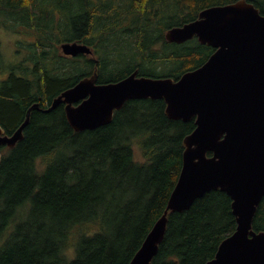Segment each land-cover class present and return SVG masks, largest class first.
I'll return each instance as SVG.
<instances>
[{"label": "trees", "instance_id": "1", "mask_svg": "<svg viewBox=\"0 0 264 264\" xmlns=\"http://www.w3.org/2000/svg\"><path fill=\"white\" fill-rule=\"evenodd\" d=\"M235 1L0 0V25L32 37L20 44L28 51L19 67L11 65L0 79V125L14 133L38 103L24 138L1 147L0 264H129L167 207L184 138L196 128L195 117L170 118L164 99L129 100L111 123L82 131L70 125L64 104L47 110L95 66L62 53L63 42L78 40L70 27L76 11L94 21L92 38L83 41L102 59L123 46L132 64H142L140 76L177 80L202 66L214 48L197 37L170 42L166 31L208 6ZM248 1L264 14V0ZM17 68L34 73L17 77ZM134 68L122 75L99 66L98 82H117ZM232 202L227 192L211 190L189 209L169 214L152 264L213 259L237 227ZM253 229L264 231V198Z\"/></svg>", "mask_w": 264, "mask_h": 264}, {"label": "water", "instance_id": "2", "mask_svg": "<svg viewBox=\"0 0 264 264\" xmlns=\"http://www.w3.org/2000/svg\"><path fill=\"white\" fill-rule=\"evenodd\" d=\"M194 36L215 51L179 80L137 76L135 71L101 84L96 73L60 93L47 110L65 103L66 118L76 131L109 124L114 111L134 99L163 98L170 118L196 117L195 130L184 138L182 170L167 207L129 264H152L169 214L189 209L215 189L231 196L237 227L206 264H264V231L253 229L264 198V14L247 0L215 4L166 32L167 40L179 43ZM62 49L69 55L90 52L78 42H65ZM37 106L28 109L13 134H4L0 125V147H14L24 138Z\"/></svg>", "mask_w": 264, "mask_h": 264}, {"label": "flooded vegetation", "instance_id": "3", "mask_svg": "<svg viewBox=\"0 0 264 264\" xmlns=\"http://www.w3.org/2000/svg\"><path fill=\"white\" fill-rule=\"evenodd\" d=\"M76 12H78L79 17L76 21L71 23L70 27H74L76 29V34L78 36V40H76V42L88 46L90 48V52H82V53H79L77 56H71V55H66L63 52L62 53L66 56L77 57V59H81V61H83L82 60L83 58H85L89 61L93 60L95 62V66L93 67L94 69H92V73L90 74L88 72H84V73L88 74L87 76L92 75L94 73L93 71L95 69H97L99 66L101 67V69L103 71L108 70L109 72H116L117 74H122V75L126 74L127 71L129 69H131V67H136L127 76L131 75L136 70H138V72H139L138 76H140V67L142 66V64L139 65V63H137V66L132 64L131 59L124 55L125 48L123 46L120 47L118 50H115L114 53L108 58V60H105V59L101 58L103 56L100 55L98 49L95 48V45L83 41V38H92V33L94 30V27H93L94 21L91 19V17L89 16V14L87 12L83 11V9L81 11H76ZM89 23H90V25H89ZM176 26H180V25H176ZM173 27H175V26H173ZM165 36H166V34H165ZM195 37H197V36H195ZM193 38H191V39H193ZM191 39H188V40H191ZM117 51H119L121 54ZM22 59L17 61V63H20V61H22ZM108 61H112L113 64H109ZM15 66L19 67V64L15 65ZM15 71H16L17 77H25L26 72H28L27 73L28 76H32L34 73L33 69L26 70L24 68H17ZM41 72H42L41 70H38V73H41ZM9 73L10 72L8 71V75H9ZM8 75H6V77ZM2 79H5V78H2ZM40 98H42V96ZM49 108H47V109H49ZM4 129H5L4 134H12L13 133V132H10L6 128H4Z\"/></svg>", "mask_w": 264, "mask_h": 264}, {"label": "rangeland", "instance_id": "4", "mask_svg": "<svg viewBox=\"0 0 264 264\" xmlns=\"http://www.w3.org/2000/svg\"><path fill=\"white\" fill-rule=\"evenodd\" d=\"M19 31L0 25V79L6 78L9 67L24 58L28 51L20 44L24 41H31L32 37ZM33 109H37V107H33Z\"/></svg>", "mask_w": 264, "mask_h": 264}, {"label": "bare ground", "instance_id": "5", "mask_svg": "<svg viewBox=\"0 0 264 264\" xmlns=\"http://www.w3.org/2000/svg\"><path fill=\"white\" fill-rule=\"evenodd\" d=\"M247 1H248V0H247ZM235 2H236V1H235ZM249 2H250V1H249ZM232 3H233V2H232ZM255 6H256V5H255ZM256 7H257V6H256ZM262 14H263V13H262ZM168 30H169V29H168ZM168 30H167V31H168ZM167 31H166V32H167ZM194 37H195V36H194ZM168 41H169V40H168ZM186 41H187V40H186ZM186 41H184V42H186ZM170 42H175V41H170ZM175 43H179V42H175ZM181 43H183V42H181ZM211 47H212V46H211ZM212 48H213V47H212ZM214 51H215V50H214ZM210 56H211V55H210ZM193 70H194V69H193ZM136 71H137V76H138V73H139V72H138V70H136ZM187 72H188V71H187ZM133 73H134V72H133ZM185 73H186V72H185ZM181 76H182V75H181ZM181 76H180V78H181ZM145 77H147V76H145ZM98 78H99V77H98ZM151 78H153V77H151ZM168 78H172V77H168ZM180 78H178L177 80H179ZM172 79H174V78H172ZM98 80H99V79H98ZM174 80H175V79H174ZM177 80H175V81H177ZM99 83H101V82H99ZM109 83H111V82H109ZM101 84H104V83H101ZM128 101H129V100H128ZM123 106H124V105H123ZM118 110H120V109H118ZM116 111H117V110L114 111V115H115V112H116ZM113 118H114V116H113ZM112 120H113V119H112ZM176 120H180V119H176ZM181 120H182V119H181ZM111 122H112V121H111ZM111 122H110V123H111ZM106 125H107V124H106ZM99 127H100V126H99ZM208 154H209V155H213V152H212V151H209ZM1 161H2V160H1ZM182 165H183V163H182ZM181 170H182V168H181ZM180 173H181V172H180ZM179 175H180V174H179ZM178 178H179V177H178ZM177 181H178V179H177ZM176 183H177V182H176ZM175 186H176V184H175ZM175 186H174V187H175ZM215 190H217V189H215ZM172 191H173V190H172ZM225 192H226V191H225ZM171 193H172V192H171ZM206 193H207V192H206ZM206 193H205V194H206ZM168 201H169V200H168Z\"/></svg>", "mask_w": 264, "mask_h": 264}]
</instances>
